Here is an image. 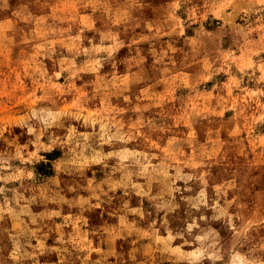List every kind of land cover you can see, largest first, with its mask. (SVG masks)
<instances>
[{
	"label": "rangeland",
	"instance_id": "rangeland-1",
	"mask_svg": "<svg viewBox=\"0 0 264 264\" xmlns=\"http://www.w3.org/2000/svg\"><path fill=\"white\" fill-rule=\"evenodd\" d=\"M0 264H264V0H0Z\"/></svg>",
	"mask_w": 264,
	"mask_h": 264
},
{
	"label": "trees",
	"instance_id": "trees-1",
	"mask_svg": "<svg viewBox=\"0 0 264 264\" xmlns=\"http://www.w3.org/2000/svg\"><path fill=\"white\" fill-rule=\"evenodd\" d=\"M45 165V164H44ZM47 174H50V172H47Z\"/></svg>",
	"mask_w": 264,
	"mask_h": 264
}]
</instances>
